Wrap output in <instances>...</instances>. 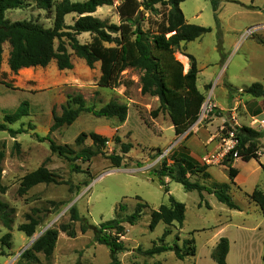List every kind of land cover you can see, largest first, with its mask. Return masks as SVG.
Returning a JSON list of instances; mask_svg holds the SVG:
<instances>
[{
	"label": "rangeland",
	"instance_id": "obj_1",
	"mask_svg": "<svg viewBox=\"0 0 264 264\" xmlns=\"http://www.w3.org/2000/svg\"><path fill=\"white\" fill-rule=\"evenodd\" d=\"M112 1V6L98 8L93 16L107 25H118L120 0ZM216 2V12L209 0H185L179 5L188 24L210 29L209 33L192 42L182 43V46L185 53L196 61L199 71L196 86L204 95V102L211 99L215 106L197 130L180 137H174L173 130L168 128L171 124L166 113L151 117L159 103L157 98L141 94L137 71L127 69L122 72L121 83L126 85L121 84L115 89L101 88L97 84L99 64L88 68L83 60L71 53V70L58 71L55 62H51L45 68L23 69L13 74L7 66L9 47L7 44L3 46L0 124L5 114H12L23 102L28 104V116L8 125L13 130L23 128L25 133L12 138L7 132L0 131V151L4 153L0 183L6 187L0 199L14 210L11 236L7 240L9 247L0 241V264H27L20 260L21 254L47 229L68 223L72 207L77 209L89 229L81 234L80 224L75 223V238L59 233L51 257L45 259L38 255L37 264H109V250L95 242L93 228L132 214L139 202L147 204V208L142 210L135 225L123 224L125 235L121 241L125 250L118 254L121 264H215L211 254L220 238L227 239L229 243L226 264H262L264 214L248 196L255 189L264 193L261 168L264 166V113L255 118L249 116L256 111L264 112V100L252 98L243 90L254 83L264 87V45L260 43L264 41V24H261L264 22V0ZM156 9L157 13L141 12L144 30H154L160 14L165 12L162 7L156 6ZM4 17L10 23L31 21L44 28H51L53 21V15L37 9L34 0L23 1L18 9L6 11ZM75 19V15H68L65 24L72 25ZM254 26L258 29L246 37L247 30ZM77 39L84 44L90 41V36L82 34ZM178 53L174 55L180 61ZM75 95H80L85 107L94 111L111 100L126 105V121L119 123L117 119L96 118L91 113H82L70 126L50 131L53 115L60 116L68 96ZM230 121L236 123L231 125ZM154 122L159 124L161 133ZM228 126L250 127L262 133L258 141L259 159L247 163L234 160L236 162L232 166L238 171L235 179L239 177L234 185L229 183L228 171L221 167V161L209 165L210 179L203 182L200 177H193L191 180L206 186L212 182L229 184V196L238 210L227 208L207 193H203L201 199L196 191H185L176 182L166 183L168 178L163 179L169 190L165 193L153 170L159 168L164 159L169 160L172 152L181 146L199 151L197 161L203 164L204 157L219 150L222 139L230 132ZM92 132L107 138L108 143L103 155L86 163L59 157L50 151L48 141L40 140L49 138L56 145L70 146L78 153L83 148L92 147V144L87 139L83 145L76 146V137ZM114 137L132 146L129 153L123 155L124 161L119 168L111 167L107 159L110 155H122L120 145L113 141ZM191 140H196L195 145L191 146ZM201 140L207 148L211 146L214 150L209 152L205 148L200 155ZM40 166L53 173L57 183L39 184L19 196L17 190L22 177ZM169 195L185 207L182 226L173 224L167 227L159 223L151 231L150 213L167 204ZM27 215L40 217V224L31 237L18 231L19 225L27 223ZM166 229L170 234L160 243ZM6 233L0 223V239ZM191 239L195 255L183 260L176 259L173 251L153 257L142 253L153 245H177L181 248L184 241Z\"/></svg>",
	"mask_w": 264,
	"mask_h": 264
},
{
	"label": "trees",
	"instance_id": "obj_2",
	"mask_svg": "<svg viewBox=\"0 0 264 264\" xmlns=\"http://www.w3.org/2000/svg\"><path fill=\"white\" fill-rule=\"evenodd\" d=\"M30 1V0H23ZM22 0H0V67L2 64L3 46L9 47L7 66L11 73L17 74L23 69L45 68L51 62H55L58 71H67L73 68L71 53L78 59L84 61L88 68L99 64L100 76L98 86L101 88L115 89L121 83V74L127 69H132L140 74V92L142 95L157 98L158 107L151 112V117L156 118L160 113H166L176 137L185 134L197 120L201 106L205 100L202 93L196 86L198 69L195 59L186 54L182 43L192 42L204 34L209 33V28H203L188 24L179 8L185 0H121L117 6L119 24L107 25L100 19L93 16L96 10L103 6H112V0H86L84 2H72L71 0H34L35 6L53 15L52 27L44 28L38 23L31 21L8 22L5 20V12L18 9ZM213 11L217 10L216 0H209ZM156 6L165 9L160 14V19L154 25V30L142 28L141 12H156ZM75 15L76 19L72 25L65 24V17ZM82 34H88L90 41L80 43L77 39ZM264 45V41H260ZM179 52L188 59L189 69L184 72L182 63L175 58L174 53ZM126 85V84H122ZM243 93L252 98L264 100V87L254 83L243 90ZM75 106V107H74ZM82 113H91L96 118L117 119L124 123L127 118V106L111 100L98 111L86 108L84 100L80 95L68 96L66 105L62 108L60 116L53 115V124L50 131L63 126H70ZM28 116V104L23 102L12 113L5 114L3 123L0 124V131L7 132L10 137L25 133L26 130L19 128L13 130L8 125L15 124L21 118ZM228 130L234 132L237 145L229 152L221 162L228 171L229 183L234 185V179L238 175L237 169L233 168V154L237 153V159L242 162L258 160V141L262 133L245 126H228ZM89 139L92 147L83 148L76 153L67 145H56L49 138H41L49 143L52 153L69 161L80 160L90 162L92 158L103 155L107 138L96 133L79 134L74 144L81 146ZM115 144L120 145L122 155H110L107 159L113 168L122 166L124 158L131 150L130 144L122 143L119 137H114ZM4 158L3 151H0V165ZM170 162V163H169ZM264 172V166H261ZM78 168H76V171ZM208 166L193 159L187 147L181 146L174 150L169 160L164 159L159 168L153 170V175L164 192L168 193L163 179L180 184L185 191H196L202 199V194L213 195L216 200L229 209L238 210V207L229 196L230 185L226 183L212 182L206 186L191 178L200 177L203 182L210 179ZM2 169L0 167V182ZM56 184V177L44 166L22 177L17 194L25 195L30 189L39 184ZM6 187L0 183V195H3ZM264 214V193L255 189L248 196ZM147 204L139 202L134 212L122 218L112 219L93 228L94 240L104 245L109 250L110 263L121 264L118 254L125 250L121 237L125 235L123 224L135 225L142 215V210ZM36 213V210L33 211ZM14 210L0 199V223L7 233L0 239L6 243L10 238V231L13 225ZM185 215V207L169 195L168 202L159 206L158 210L151 211L149 229L152 231L162 223L169 227L173 224L182 226ZM27 223L19 225L18 231L26 237H31L35 228L40 224L38 215L26 216ZM79 223L81 234L87 232L88 224L80 217L75 207L69 209V222L61 224L56 228L47 229L32 245L25 250L20 260L27 264H37L38 255L45 259L51 257L59 233H64L69 238L76 237L74 224ZM170 234L166 229L160 240L163 242ZM166 251H173L176 259L183 260L195 255L193 240H186L180 248L177 245L169 247L166 245H153L143 251V255L153 257ZM229 251V243L225 238H220L211 254L215 264H226V256ZM264 264V253L261 257Z\"/></svg>",
	"mask_w": 264,
	"mask_h": 264
},
{
	"label": "built area",
	"instance_id": "obj_3",
	"mask_svg": "<svg viewBox=\"0 0 264 264\" xmlns=\"http://www.w3.org/2000/svg\"><path fill=\"white\" fill-rule=\"evenodd\" d=\"M257 29H258V27L254 26V27L250 28L249 30H247L246 37H250L252 35V33L255 32ZM214 107L215 106L213 104H211V99L206 100V102H204L203 105L201 106L197 120L188 129V131L186 133H188L190 131L197 130L198 127L200 125H202V123L204 122V119L207 117V115L213 111ZM236 145H237V140L235 139L234 132L230 131L227 134V137L222 139V143H221V146L219 147V150H216L215 152L211 153L210 155H208L202 159L203 165H207L209 167V165H211V164H216V163L218 164L220 161L222 162L224 157L229 152L234 150ZM233 157H234V160H237V153H234Z\"/></svg>",
	"mask_w": 264,
	"mask_h": 264
},
{
	"label": "crops",
	"instance_id": "obj_4",
	"mask_svg": "<svg viewBox=\"0 0 264 264\" xmlns=\"http://www.w3.org/2000/svg\"><path fill=\"white\" fill-rule=\"evenodd\" d=\"M261 24H264V22L263 23H261ZM181 46H182V44H181ZM185 48V47H184ZM178 56H181L182 58H183V61H181L180 60V62L182 63V65H183V69H184V72H187V70L189 69V65H188V59L186 58V57H184V56H182L180 53H178ZM199 72V71H198ZM260 106V105H259ZM256 114H249V116L251 115L252 116V118H255V117H258V116H261V115H263V111H261V112H259V111H256L255 112ZM169 119V118H168ZM263 120H264V118H263ZM170 122V121H169ZM234 123H236V122H233L232 123V121H230V124L231 125H234ZM171 124V123H170ZM154 125L160 130V133H161V129H160V127H159V124H157L156 122H154ZM118 127H116V129H117ZM169 129H172L173 130V128H172V126L170 125L169 127H168ZM173 133H174V131H173ZM174 137H176V136H174ZM197 141H199L198 140V138H195ZM196 140H195V142H193V140H191V146L192 145H195V143H196ZM199 143V142H198ZM200 144H201V148H202V152L200 153V155H202L204 152H205V148H207V146L206 145H204V143H203V141L201 140L200 141ZM199 144V145H200ZM196 146H194V148H195ZM187 149H188V151H189V153H190V156L193 158V159H195L196 161H197V158L199 159L200 158V156L198 157V154H199V151H196V149H192L191 147H187ZM208 151L209 152H212L213 150H214V148L213 147H211V146H209L208 148ZM235 162L236 161H234V164H235ZM221 167H224V166H221ZM209 168V167H208ZM239 180V177H238V179H235L234 180V184H235V181L237 182ZM169 182V179L168 180H166V183H168Z\"/></svg>",
	"mask_w": 264,
	"mask_h": 264
},
{
	"label": "bare ground",
	"instance_id": "obj_5",
	"mask_svg": "<svg viewBox=\"0 0 264 264\" xmlns=\"http://www.w3.org/2000/svg\"><path fill=\"white\" fill-rule=\"evenodd\" d=\"M180 60L183 61V58L181 56H179Z\"/></svg>",
	"mask_w": 264,
	"mask_h": 264
},
{
	"label": "water",
	"instance_id": "obj_6",
	"mask_svg": "<svg viewBox=\"0 0 264 264\" xmlns=\"http://www.w3.org/2000/svg\"><path fill=\"white\" fill-rule=\"evenodd\" d=\"M233 123V122H232Z\"/></svg>",
	"mask_w": 264,
	"mask_h": 264
}]
</instances>
